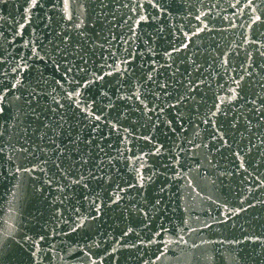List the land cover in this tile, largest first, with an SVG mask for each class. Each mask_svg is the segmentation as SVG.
I'll return each instance as SVG.
<instances>
[{
    "label": "water",
    "instance_id": "95a60500",
    "mask_svg": "<svg viewBox=\"0 0 264 264\" xmlns=\"http://www.w3.org/2000/svg\"><path fill=\"white\" fill-rule=\"evenodd\" d=\"M0 264H264V0H0Z\"/></svg>",
    "mask_w": 264,
    "mask_h": 264
}]
</instances>
